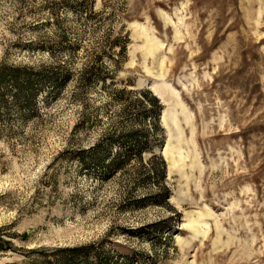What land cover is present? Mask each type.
<instances>
[{
    "label": "rangeland",
    "instance_id": "1",
    "mask_svg": "<svg viewBox=\"0 0 264 264\" xmlns=\"http://www.w3.org/2000/svg\"><path fill=\"white\" fill-rule=\"evenodd\" d=\"M0 246V264H264V0H0Z\"/></svg>",
    "mask_w": 264,
    "mask_h": 264
},
{
    "label": "trees",
    "instance_id": "2",
    "mask_svg": "<svg viewBox=\"0 0 264 264\" xmlns=\"http://www.w3.org/2000/svg\"><path fill=\"white\" fill-rule=\"evenodd\" d=\"M66 2H64L62 5L60 6H63L65 5ZM90 14H92L90 12ZM120 41H122L121 39H117L116 41H114L110 46L111 47H114V48H117L119 49L120 51V55L121 54H125V52L127 51V39L124 43H120ZM17 70L10 74L11 72L8 70L6 71L5 73H2L1 74V78L5 79L6 77L8 76H13V78H19L21 75L20 74V69L16 68ZM27 76H26V84L23 88H20V92H19V95L23 96L24 93H25V90L27 88L30 87L31 85V82H30V78H29V73H26ZM120 95H125V94H132V92H128L125 90H122L119 92ZM141 95L144 96L145 99H148V101L151 103V106H152V111L154 113V119L155 121L157 122L156 123V127L157 128H160L159 126V115H160V109H161V105L159 103V99L153 95L150 91H142L140 92ZM157 130H161V129H157ZM141 131L139 132H133L131 134V137L132 139L134 140H137L139 134H140ZM143 150H144V146L140 145V143H138L137 141V149H135L136 151V154L139 156L140 158V161H143L142 159V153H143ZM126 157H129L128 154H118L117 157H114V159L112 160V163L110 164L111 168L114 167V166H120L122 165L123 163L126 162ZM153 161V162H152ZM154 161H157L159 164L157 165H154ZM149 170L153 173H155L156 175V178L158 180H162L164 183H162L161 185V190H160V199H162V203L163 205L165 206H169L168 205V198H169V195H170V191L169 189L166 187L165 185V179H166V165H165V162L163 161V159L161 157H154L153 160L149 161ZM171 210H173L171 207H170ZM2 246H0L1 248ZM89 247H81V248H76V249H70L66 252L69 253L71 259H64L62 261L59 262V264H75V262L77 261V258L79 257H88V254H89Z\"/></svg>",
    "mask_w": 264,
    "mask_h": 264
}]
</instances>
